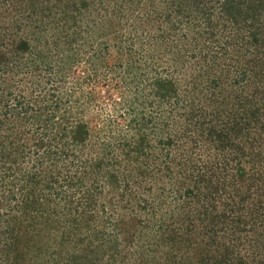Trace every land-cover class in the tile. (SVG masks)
I'll list each match as a JSON object with an SVG mask.
<instances>
[{"label": "trees", "instance_id": "1", "mask_svg": "<svg viewBox=\"0 0 264 264\" xmlns=\"http://www.w3.org/2000/svg\"><path fill=\"white\" fill-rule=\"evenodd\" d=\"M0 264H264V0H0Z\"/></svg>", "mask_w": 264, "mask_h": 264}]
</instances>
